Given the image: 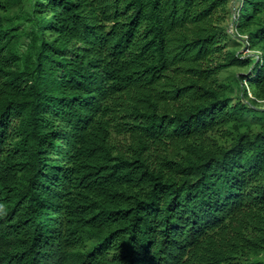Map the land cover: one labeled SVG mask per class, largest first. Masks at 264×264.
<instances>
[{
  "label": "trees",
  "instance_id": "16d2710c",
  "mask_svg": "<svg viewBox=\"0 0 264 264\" xmlns=\"http://www.w3.org/2000/svg\"><path fill=\"white\" fill-rule=\"evenodd\" d=\"M0 264H264V0H0Z\"/></svg>",
  "mask_w": 264,
  "mask_h": 264
},
{
  "label": "rangeland",
  "instance_id": "374dc122",
  "mask_svg": "<svg viewBox=\"0 0 264 264\" xmlns=\"http://www.w3.org/2000/svg\"><path fill=\"white\" fill-rule=\"evenodd\" d=\"M232 12L234 13V5H233V7H232ZM232 15H233V14L231 13L230 17H226V16H225V18H224V20H223V24H228V25H229V24L231 23L229 18H231ZM248 52H249V51H248L244 46H242V47H240V48L238 49V53H241V54H246V53H248ZM246 71H247V70L238 69V68H235V67L231 68V70H230L231 73H237V74H242V73L247 74ZM248 71H249V69H248ZM221 76H222V75H221Z\"/></svg>",
  "mask_w": 264,
  "mask_h": 264
}]
</instances>
